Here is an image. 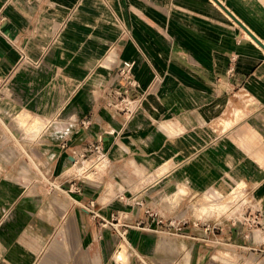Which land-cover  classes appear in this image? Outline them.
<instances>
[{"label":"rangeland","instance_id":"374dc122","mask_svg":"<svg viewBox=\"0 0 264 264\" xmlns=\"http://www.w3.org/2000/svg\"><path fill=\"white\" fill-rule=\"evenodd\" d=\"M61 4L59 0L58 6ZM52 9L56 12L57 7ZM69 14L70 25L57 29L55 24L54 38L59 44L66 31L73 34V41L81 40L82 35L76 37V33L83 27L92 30L88 44L93 48H99L106 35L119 36L111 43L109 54L99 57V67L121 57L123 45L131 43L139 58L138 63L132 60L139 64L137 74L146 76L147 69L154 74L147 99L135 114L164 113L162 124L172 142L184 129L187 135L194 130L195 110L203 115L199 121L203 136L198 141L202 150L191 158L201 161L203 182L208 185L197 193L190 192L191 186L180 182L174 173L167 180L166 196L153 204L150 167L139 166L136 161L113 167L110 157L98 162L90 155L87 161L70 167L68 174L86 181L79 180L75 192L47 195V184L30 200L32 205L25 204V197L6 200L0 228L6 222L10 228L0 230V257L10 256V264H26V257L28 264H264V105L253 92L189 87L201 78L200 73L190 71L195 57L185 55L189 41L183 38L180 42L178 23L164 24V9L150 8V0H74ZM47 58L38 61L24 54L21 61L25 68L22 73L44 84V113L32 117L25 105L12 104L17 115L14 121L21 128L16 127L23 134L11 128L10 156L15 167L10 170L16 178L26 175L27 181L34 176L32 161L23 167L16 161L21 164L20 157L26 161L33 153L23 145L19 149L18 144L43 142L57 97L66 106L70 90L58 87L67 73L52 72ZM12 79L10 76L7 87L15 93L18 88L12 87L16 78ZM116 86L131 95L123 82ZM216 138H225V147L244 146L247 150L211 151ZM169 152L165 154L171 170L177 156L173 162L174 152ZM142 154L144 161L150 159V152ZM12 182L11 190L19 186Z\"/></svg>","mask_w":264,"mask_h":264},{"label":"crops","instance_id":"0c3cea01","mask_svg":"<svg viewBox=\"0 0 264 264\" xmlns=\"http://www.w3.org/2000/svg\"><path fill=\"white\" fill-rule=\"evenodd\" d=\"M58 1L0 0V76L6 80L0 90V215L6 209V200L14 197H25V204L32 205L35 194L40 193L47 184H50L47 195L75 192L79 180L86 181L83 177L68 174L70 167L85 162L76 157L100 136L111 166L126 167L136 161L139 166L150 167V201L153 204L155 200L166 196L169 190L167 180L174 173L179 176L180 182L191 186L190 192L202 191L208 185L203 182L202 163L199 158L191 157L202 150L198 141L203 136L199 124L203 115L195 110L194 125L191 126L194 130L187 135L184 129L173 143L169 131L162 124L166 120L164 113L150 111V114H134L132 117L116 113L107 104L106 92L115 86L117 67L121 61L139 62L137 51L131 50V43L126 42L119 55L121 57L109 65L99 67V57L109 54L111 43L119 36L106 35L101 46L93 48L88 44L92 30H83V27L76 33V37L82 35L81 40L73 41V34L66 31L61 36V43H57L54 38L57 35L55 24L57 29L64 24L70 25L68 22L72 18L69 9L74 6V0H61L60 9ZM52 7H57L56 12ZM150 8H163V23H178L180 42L183 38L189 41L186 42L185 55L195 57L190 71L200 73L201 77L189 87L208 86L234 92H253L258 103L264 105V0H150ZM172 12L175 14L172 15ZM24 54H31L38 61L43 56L48 57L47 63L52 72L67 73L65 82L58 87L70 89L66 106L62 104V98L57 97L59 103L57 101L50 111L54 117L45 128L43 142L37 140L29 141V144L25 143L27 141L18 144L19 149L23 145L33 153L31 159L26 155V161L20 157L21 164L16 161L21 167L32 161V181H27L24 178L26 175L16 178L10 170L15 167V160L10 156L11 128L16 134H23L16 127L21 128L14 121L17 115L12 104L25 105L30 109L32 117L41 115L46 109L44 84L37 79H28L26 73H22L25 70L21 62ZM137 63L134 65V74L142 88L149 89L154 74L151 69H147L146 76H139ZM10 76L16 78L12 87L18 88L15 93H11L7 87L8 81H11ZM46 86L50 85L47 83ZM25 113L20 114L25 116ZM183 120L186 121V117ZM222 139L210 150H247L244 146L235 148L228 144L230 147H225L227 140ZM172 150L173 162V156L177 157L175 165L168 170V154L165 151L168 153ZM144 151L150 152V159L146 161L142 154ZM12 180L19 184L14 185L13 190ZM23 209L24 212L28 211ZM54 212L59 213V206ZM9 228L6 222L0 230L6 231ZM24 259L26 264L30 263L28 257ZM11 262L10 256L0 257V264Z\"/></svg>","mask_w":264,"mask_h":264},{"label":"built area","instance_id":"2783aa9c","mask_svg":"<svg viewBox=\"0 0 264 264\" xmlns=\"http://www.w3.org/2000/svg\"><path fill=\"white\" fill-rule=\"evenodd\" d=\"M134 65L132 60H124L117 67L116 83L112 89L106 92L107 104L114 109L116 113H124L127 117H132L142 105L146 98L149 89H143L141 83L134 75ZM123 82L127 90L131 91V95H126V92L120 90L116 84ZM6 80L0 76V90L5 85ZM129 93V92H128ZM114 133V130H111ZM102 137L100 136L97 141L88 145V148L80 152L76 159L86 161L90 155H94L98 162L104 161L107 158V153L102 145Z\"/></svg>","mask_w":264,"mask_h":264}]
</instances>
